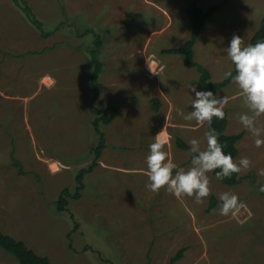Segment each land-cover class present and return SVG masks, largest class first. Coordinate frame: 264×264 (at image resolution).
Listing matches in <instances>:
<instances>
[{"label": "rangeland", "instance_id": "374dc122", "mask_svg": "<svg viewBox=\"0 0 264 264\" xmlns=\"http://www.w3.org/2000/svg\"><path fill=\"white\" fill-rule=\"evenodd\" d=\"M27 1L47 38L12 0H0V231L53 264H264V192L258 190L264 147L238 122L247 109L232 81L216 95L229 98L226 132H244L235 161L247 157L252 166L239 173L241 181L226 186L209 173L211 195L196 204L164 189L149 191L145 174L158 133L178 167L191 164L178 137L188 145L196 138L206 148V125L177 112L193 110L189 85L202 91L199 73L184 66L182 55L164 52L189 39L184 9L194 1L203 11L217 6L193 56L212 81L222 82L233 67L226 51L233 34L249 44L264 18V0H152L156 7L148 0ZM87 28L94 35H85ZM95 34L103 42V68L94 89L88 48ZM153 97L161 101L158 112L151 109ZM91 103L113 105L118 115L100 126L105 147L84 175L81 196L73 198L78 171L91 164L98 143ZM165 120L171 126L164 127ZM257 126L264 128V116ZM63 189L68 204L59 212L55 201ZM223 192L238 196L242 207L235 215L208 211L210 197ZM12 263L0 248V264Z\"/></svg>", "mask_w": 264, "mask_h": 264}, {"label": "clouds", "instance_id": "9594fccd", "mask_svg": "<svg viewBox=\"0 0 264 264\" xmlns=\"http://www.w3.org/2000/svg\"><path fill=\"white\" fill-rule=\"evenodd\" d=\"M226 51L234 65L235 75L233 76L232 71H227L224 78H232L247 109L239 115L238 122L254 138L257 148L264 147V128L257 126L258 118L264 116V40L254 45H245L242 37L233 34ZM189 89L195 94L190 103L193 110L187 114L179 109L177 112L186 121H195L201 127L207 125L206 148L201 149L200 140L190 139V167H178L165 151L168 141L158 133L154 142L149 145L146 157V188L153 193L164 189L177 199L190 197L196 204H203L211 195L209 173L215 171L218 180L230 178L234 173L247 171L252 162L247 157H241L236 162L230 154H225V145L219 141V134L212 127L213 118L224 119L223 109L229 103V98L214 95L212 91H197L194 85H189ZM168 126L171 125L165 120L164 127ZM258 174L264 176V169ZM258 190L264 192V185ZM218 199L221 216L235 215L242 207L234 193H220Z\"/></svg>", "mask_w": 264, "mask_h": 264}, {"label": "trees", "instance_id": "16d2710c", "mask_svg": "<svg viewBox=\"0 0 264 264\" xmlns=\"http://www.w3.org/2000/svg\"><path fill=\"white\" fill-rule=\"evenodd\" d=\"M12 2L20 9L23 15L26 17L28 22L35 27V29L39 32L41 37L47 38L49 36V32L44 30L42 21L35 15L33 12L31 5L27 0H12ZM217 9V6H211L207 10L203 11L194 1L189 7L185 8L184 11L188 20L190 22V35L189 39L182 43L181 46L174 49L165 50L166 53L178 54L183 56V64L186 68L197 69L199 73V78L197 80V85L200 87L202 91H212L214 95L217 94L218 91L226 88L232 81L231 77L224 79L222 82H215L211 80L210 73L198 63L194 61L193 56V47L196 43L201 31L204 28L205 22L208 17H210L213 12ZM83 33L92 34L94 33L92 28L84 29ZM94 35V34H92ZM264 40V18L260 22V26L258 30L251 37L249 44H255L256 42ZM103 44L99 34H95L93 47L88 48L89 56L91 58L93 69L90 74L91 86L95 89L96 82L98 77L102 71L103 63L99 58V49ZM233 76L235 75L234 65L231 69ZM97 94V92H96ZM150 105L153 112H158L161 106V101L158 97H153L150 99ZM89 110L94 115L91 124L94 128V131L98 133V143L93 150V160L91 164L86 168H82L78 171V174L75 178L76 183L78 184L75 187L73 198H78L81 196V190L84 187L83 178L87 172L92 171L103 152L105 147V136L104 132L100 129L102 125H108L111 123L114 118L118 115L117 109L113 105H109L105 108H98L93 103L90 104ZM228 124L227 114L224 112V119H216L213 118L212 127L215 128L216 132L219 134V141L225 145L224 152L225 154H230L235 161L238 148L237 143L242 139L244 132H239L237 134H229L226 132V127ZM207 127V125H206ZM208 130V128H207ZM176 145L180 150H190V145L184 142L181 138L176 139ZM12 161L13 165L18 169L20 174H26L25 170H23V166L21 163L16 160L12 153ZM189 162H191V152L189 156ZM216 171H219L217 169ZM213 175L216 177L215 171ZM220 182L226 186H234L241 181L239 174L234 173L230 178L219 179ZM69 191L67 189H63L56 201V209L59 212H62L66 209L68 204ZM220 201L215 197H210L208 203V211L219 208ZM77 226V225H76ZM0 248L3 249L6 253L10 254L14 259L15 263L12 264H53L47 257L40 256L36 254L32 249L28 248L25 243L21 240H16L15 238L6 235L0 231ZM184 249H180L175 258L172 259L173 262L180 259L184 253Z\"/></svg>", "mask_w": 264, "mask_h": 264}, {"label": "crops", "instance_id": "0c3cea01", "mask_svg": "<svg viewBox=\"0 0 264 264\" xmlns=\"http://www.w3.org/2000/svg\"><path fill=\"white\" fill-rule=\"evenodd\" d=\"M149 2H150V3H149ZM151 2H152V0H148V1H147V3H148L149 5H152L153 7H156V5H155L153 2H152V3H151ZM187 7H188V6H187Z\"/></svg>", "mask_w": 264, "mask_h": 264}]
</instances>
